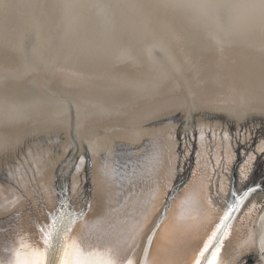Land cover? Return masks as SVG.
<instances>
[{"label":"bare ground","instance_id":"1","mask_svg":"<svg viewBox=\"0 0 264 264\" xmlns=\"http://www.w3.org/2000/svg\"><path fill=\"white\" fill-rule=\"evenodd\" d=\"M65 201L91 245L147 213L137 264L217 225V264H264V0H0V264Z\"/></svg>","mask_w":264,"mask_h":264},{"label":"snow or ice","instance_id":"2","mask_svg":"<svg viewBox=\"0 0 264 264\" xmlns=\"http://www.w3.org/2000/svg\"><path fill=\"white\" fill-rule=\"evenodd\" d=\"M106 174L110 173L106 172ZM247 195L246 190L244 195L236 200V204H239L240 200ZM148 196L151 199L155 198L151 193ZM148 202L149 200L146 199L144 204ZM193 202V192L191 188H186L178 207L183 209L185 205ZM70 209V203L65 201L62 202L56 214H50L47 231L42 234L40 242L34 244L26 236L18 235L17 246L11 250L12 257L7 264H137L135 242L141 235L147 213H140L138 218L133 214L128 220L120 222L122 224L120 230L114 233L108 243L99 246L89 244L76 234L77 225L87 226L86 218L82 212L77 213ZM175 215L178 221L185 218L183 211ZM230 215L231 209L225 213L221 225L230 218ZM100 223L101 221L96 222V224ZM220 230L221 226L217 225L209 241L200 250L195 264H200L201 259L205 261V264H217L219 244H213V241L217 239L216 233ZM208 253L210 255L206 256ZM145 264H147L146 261Z\"/></svg>","mask_w":264,"mask_h":264},{"label":"water","instance_id":"3","mask_svg":"<svg viewBox=\"0 0 264 264\" xmlns=\"http://www.w3.org/2000/svg\"><path fill=\"white\" fill-rule=\"evenodd\" d=\"M215 241H216V240L213 241V244H214ZM206 256H207V254H206ZM204 263H205V261H204L203 259H201L200 264H204Z\"/></svg>","mask_w":264,"mask_h":264}]
</instances>
